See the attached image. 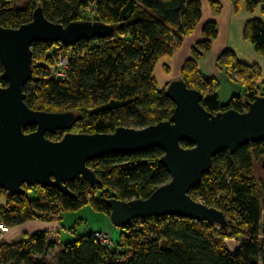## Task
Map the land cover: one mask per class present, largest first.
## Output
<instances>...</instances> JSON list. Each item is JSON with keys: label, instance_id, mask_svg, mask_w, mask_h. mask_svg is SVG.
I'll return each mask as SVG.
<instances>
[{"label": "trees", "instance_id": "trees-1", "mask_svg": "<svg viewBox=\"0 0 264 264\" xmlns=\"http://www.w3.org/2000/svg\"><path fill=\"white\" fill-rule=\"evenodd\" d=\"M20 2L0 0L1 26L19 28L31 22L36 9L42 7L50 21L64 26L89 21L114 29L108 38L82 41L74 47L33 45L34 75L24 87L27 105L35 111L69 112L77 119L70 130L48 134L51 140H61L67 132L109 134L121 127L143 129L168 121L175 104L167 98L168 85L161 88L155 77L157 63L172 58L199 28L203 38L193 47L180 76L189 88L203 94L202 105L212 114L230 109L245 112L248 102L264 97L260 66L244 64L235 51L224 50L216 61L230 82L242 86V94L225 105L218 95L220 80L200 71L198 62L219 37L217 21L204 22L203 0ZM233 5L237 13L245 9L249 15L262 8L263 17L244 26L243 39L264 57V0H233ZM210 6L215 16L221 14L223 7L218 0H210ZM52 49L56 51L50 52ZM61 57L69 59L65 79L55 77ZM2 74L0 61V87H5ZM182 145L191 147L187 142ZM164 155L161 148H152L89 162L98 183L91 187L82 178L70 183L74 198L40 186L26 185V194L15 197L0 190V197L8 198L6 204H0V224L11 230L30 221L62 220L64 212L78 211L88 204L110 216L107 200L147 199L170 182L168 170L159 164ZM261 160L264 164V141L240 147L235 154H219L201 184L190 193L195 201L223 211L229 222L227 229L176 216L144 218L119 229L120 238L116 241L112 237L109 247L98 241L95 233L61 244L58 233L37 232L22 242L2 241L0 264H264V177L255 173ZM35 189L39 192L33 198L30 194ZM231 239L240 243L235 252L227 245ZM55 249L60 250L58 260L50 263L48 255Z\"/></svg>", "mask_w": 264, "mask_h": 264}, {"label": "water", "instance_id": "water-1", "mask_svg": "<svg viewBox=\"0 0 264 264\" xmlns=\"http://www.w3.org/2000/svg\"><path fill=\"white\" fill-rule=\"evenodd\" d=\"M113 34V27L97 22L67 26L52 22L42 7L36 9L31 22L19 28L0 25L2 80L7 83L0 87V190L15 197L26 194V185L40 186L74 198L70 183L79 178L91 187L98 183L89 162L161 148L165 155L159 164L168 170L170 182L147 199L107 200L114 226L124 229L135 220L176 216L227 229L223 211L195 201L190 193L211 170L217 155L235 154L240 147L264 141V97L248 102L245 112L230 109L212 114L202 105L203 94L179 78L167 86V98L175 104L168 121L143 129L121 127L109 134L67 132L58 141L47 135L70 130L75 115L35 111L27 105L24 87L34 75V44L74 47ZM29 128L36 129L27 133ZM183 142L191 147H183Z\"/></svg>", "mask_w": 264, "mask_h": 264}, {"label": "crops", "instance_id": "crops-1", "mask_svg": "<svg viewBox=\"0 0 264 264\" xmlns=\"http://www.w3.org/2000/svg\"><path fill=\"white\" fill-rule=\"evenodd\" d=\"M223 7V10L219 16H215L212 7L210 6V0H203V19L205 21L215 20L218 23L219 37L214 40V44L210 53L206 54L199 62V69L203 75L208 78H218L224 79L226 74L222 71L220 72L217 67V59L223 53L224 50H232L237 54L238 59L244 64L249 65H259L263 72V82H264V57L260 56L255 52V50L243 39L244 26L246 23L252 19L262 18L261 10L256 11L254 15H249L245 9L241 10L239 13L235 11V6L233 5V0H218ZM203 34L200 28L194 34L185 39L184 44L174 53L175 55L168 59L167 61H160L157 63V68L155 70L156 79L158 73L162 76V86L168 85L169 82L181 78V71L184 66V62L192 56V49L196 44L202 40ZM227 38V40H224ZM237 42L238 45H233V42ZM250 48V49H249ZM170 70V73L166 71ZM158 81V80H157ZM231 84L229 88V93L232 97L228 98L225 103H227L231 98L236 95L242 94V86L238 83ZM240 86V87H238ZM235 87V88H234ZM239 88V89H238ZM232 91V92H231ZM218 95L220 93L218 91ZM221 99V98H220ZM222 105H225L220 100ZM57 220V219H55ZM53 220L52 222L44 221H30L23 225L16 226L10 230V232L5 236V239L1 240L4 243H17L25 241L37 232H50V233H60L63 227H61L62 220Z\"/></svg>", "mask_w": 264, "mask_h": 264}, {"label": "rangeland", "instance_id": "rangeland-1", "mask_svg": "<svg viewBox=\"0 0 264 264\" xmlns=\"http://www.w3.org/2000/svg\"><path fill=\"white\" fill-rule=\"evenodd\" d=\"M26 1L27 0H21L20 4L24 5V3ZM86 16H88V15H86ZM224 40H227V38H224ZM233 45H238V43L234 41ZM250 47H251V49L253 48L251 45H250ZM55 51H56V49H52L50 52H55ZM165 60L167 61L168 59H165ZM165 60H162V61H165ZM39 62H40V60H39ZM1 77H2V75H1ZM157 78H158L157 80H158L159 86H162V76L159 73H158ZM230 83H232V82L229 81L227 76H225L224 79H221V83H220L221 87L219 89V93H220V98H221L220 100L223 103H225L228 100L227 97L228 98L232 97L231 94L229 93L230 90L228 88V87H231ZM238 87H240V86H238ZM161 88H164V87H161ZM262 164H263L262 160L258 161L256 164L255 173L259 177H261V176L264 177V170L262 168L263 167ZM38 192H39V189H35L30 195H32V197L35 198L36 195L38 194ZM7 202H8L7 197H0V204L4 205ZM51 217H52V215L50 216V218ZM55 221H59V220L57 219ZM61 227H63V229L61 230V234L58 233L56 235L57 237L60 238L61 244H67V243L73 242L78 237H81L84 235H92L93 233H96V232L97 233L98 232L104 233V234H107L109 236H112L113 239H115L116 241L120 238L119 237L120 236L119 229L114 226L110 216H108L102 212H97L95 209H93V207L90 204L84 206L83 208H81L78 211H73V212L72 211H66V212H64L63 220L61 222ZM51 234H53V233H51ZM1 239L2 238L0 237V240ZM227 245H228L230 251L235 252L239 248L240 243L237 242L236 240L231 239L227 242ZM59 254H60V250H58V249H55L54 251L49 253V255H48L49 262L50 263H56L58 260Z\"/></svg>", "mask_w": 264, "mask_h": 264}, {"label": "built area", "instance_id": "built-area-1", "mask_svg": "<svg viewBox=\"0 0 264 264\" xmlns=\"http://www.w3.org/2000/svg\"><path fill=\"white\" fill-rule=\"evenodd\" d=\"M69 66V59H65L64 57H61L60 60L58 61V63L56 64V73H55V77L57 79H65L66 78V71L68 69ZM262 217L264 220V210L262 213ZM10 232V228L0 224V237L3 239L5 238V236L7 235V233ZM94 237L100 241L102 244H104L105 246H110L112 243V236H109L107 234L104 233H95Z\"/></svg>", "mask_w": 264, "mask_h": 264}]
</instances>
